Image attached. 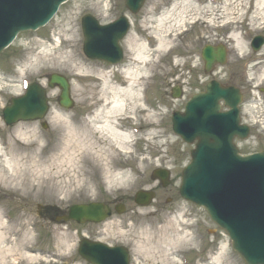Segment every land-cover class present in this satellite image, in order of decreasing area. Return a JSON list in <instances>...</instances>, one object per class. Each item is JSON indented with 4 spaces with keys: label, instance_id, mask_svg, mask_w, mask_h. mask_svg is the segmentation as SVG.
<instances>
[{
    "label": "rangeland",
    "instance_id": "rangeland-1",
    "mask_svg": "<svg viewBox=\"0 0 264 264\" xmlns=\"http://www.w3.org/2000/svg\"><path fill=\"white\" fill-rule=\"evenodd\" d=\"M222 1L147 0L134 16L126 10L124 0H68L49 24L36 31L21 32L3 51L0 55V173L2 170L7 176H0V264H60L63 260L90 264L77 252L81 238L77 229L83 227L84 232L96 231L100 239L121 240L129 245L133 264H246L232 248L228 234L212 221L207 211L180 196L182 170L192 159L190 150L194 145L185 143L171 129L172 112L183 110L200 85L198 75L202 71L197 54L202 40L222 37L223 42L229 43V64L235 67L237 75L242 74V68L247 74L246 79L242 75L248 87L242 115L252 124L253 133L249 143L241 147L247 152L264 147V85L259 83L260 75L250 79L256 65L234 48L230 38L233 25L216 27L218 23L227 24L228 19L211 22L206 14L207 8L220 7ZM186 2L189 12L182 21ZM245 6L247 11L251 9V0ZM242 12L245 15V9ZM86 13L95 15L102 23L123 13L129 15L132 27L122 41L125 50L122 63L110 65L85 56L81 18ZM203 16V20L193 24ZM247 23L237 32L246 37L249 49V42L256 34H264V29L253 32ZM161 41L169 42L167 48L159 49ZM139 44L146 45L151 57V66L146 72L141 70L137 82L141 91L138 107L144 108L146 94L149 124L140 119V125L136 122L132 130L134 125L129 126L130 120L122 121L125 128L133 131L130 152H116L108 157L110 140L92 136L87 129V120L98 109L97 96L102 91V83L91 71L104 73L117 83L123 79L122 70L134 61ZM54 58H60L59 62ZM52 72L71 79L76 111L59 105L60 89L48 86L47 76ZM25 81H38L47 88L50 110L45 117L46 129L40 125L41 120L8 126L1 116V109L10 98L24 92ZM175 86L183 87L182 98L173 97ZM71 126L78 141L71 142ZM26 146L36 150L34 162H39L29 163L26 170L24 153L19 156L15 171H6L5 158L13 156L14 149ZM72 158L77 162V172L73 171ZM157 167L171 170L167 187L151 177ZM114 170L127 171L131 176L128 183L110 185L108 178ZM25 174H29L27 185ZM139 189L155 191L150 205L142 207L134 202ZM97 197L106 202L121 198L126 210L115 213L105 224L83 227L63 223L62 219L56 221V215L53 217L51 212H40V204L56 205L63 212L73 202ZM222 245H227L226 253L215 263Z\"/></svg>",
    "mask_w": 264,
    "mask_h": 264
},
{
    "label": "water",
    "instance_id": "water-1",
    "mask_svg": "<svg viewBox=\"0 0 264 264\" xmlns=\"http://www.w3.org/2000/svg\"><path fill=\"white\" fill-rule=\"evenodd\" d=\"M63 0H0V52L14 39L16 33L36 29L45 24L57 11ZM144 0H126L127 6L137 12ZM86 37L85 51L95 58L111 62L119 61L122 50L119 40L129 29L128 19H120L108 25H100L91 15L83 18ZM255 47L263 38L255 40ZM208 63L226 61L223 46L207 48ZM61 88L59 103L66 108L73 105L69 79L62 74L49 76V85ZM175 96L181 91L174 89ZM231 109L221 112L220 101ZM241 94L233 87L220 84L209 85L207 91L195 94L186 106L185 113L176 112L174 128L187 142L196 143L192 150V162L183 171L180 192L184 198L208 209L211 217L224 228L234 241V247L248 264H264V152L243 156L233 140L235 136L246 137L247 125L240 124L238 104ZM48 109L46 91L40 84H32L27 93L12 99L4 109L6 123L20 119H35L44 116ZM154 177L167 185L169 171L155 170ZM155 193L139 191L136 202L149 204ZM124 210L123 205L116 208ZM111 214L110 207L103 203L75 205L64 219L78 222L101 221ZM100 242L85 239L80 254L94 264H128L129 258L122 248H107Z\"/></svg>",
    "mask_w": 264,
    "mask_h": 264
},
{
    "label": "bare ground",
    "instance_id": "bare-ground-1",
    "mask_svg": "<svg viewBox=\"0 0 264 264\" xmlns=\"http://www.w3.org/2000/svg\"><path fill=\"white\" fill-rule=\"evenodd\" d=\"M247 1L249 0H223L221 2L222 6L220 7L207 8L206 6V14L207 12H211V22H215L217 19L223 18L228 19V23L234 26V31H232L230 36L233 42L232 44H234V48L246 57L253 56V61H255V67L257 68V70L253 72V78L255 79L260 75L261 82L259 83L264 84V48L260 53L253 54L251 50L248 49L247 42L245 41L246 37L237 32V29L242 27V25L246 22H248L247 25L253 32H259L260 29H264V0H251L252 6L251 9H248L250 14L247 12L245 6ZM185 4L188 5V3H184L183 7L185 11L182 21H185L187 12H189L186 10ZM243 8L245 9V15H248L246 18L243 17L245 16L242 12L244 10ZM243 18H245L244 21H242ZM133 42L134 41L130 39V44H133ZM168 44V41H161L159 49L162 50L167 48ZM59 60L60 58H54L55 62H59ZM133 60L134 61L130 65L126 66L125 69L122 70L123 79L117 81V83H113L112 80L104 73L96 74L94 71H91L94 77L98 79L97 81L102 83V91H100L97 96L98 109L95 110L92 117L87 120V129L92 136L94 135L99 138H107V140H110L111 143L108 148V157H112L113 153L116 152H130L133 134L129 129L125 128L122 121L130 120L129 122L134 125L142 119L144 124H149L150 109L148 102L146 100L144 108L139 110L138 102L140 99V90L137 89L138 78H140L142 73L141 70L146 72L151 66L150 51L146 48V45H137ZM142 115H144V117ZM71 125L73 124L71 123ZM73 129L71 126V142L78 141V135ZM148 136L151 137L152 134L149 133ZM14 151L15 153H13V156L9 158L7 157L4 160L7 168L4 169L6 171H15V165H17L20 160L19 156H24V153H26L23 157L25 159V168L29 163L33 164L35 162H39H34V156L37 152L29 146H26L25 148H18L17 150L14 149ZM71 161L73 171L77 172L78 165L76 166L77 162L75 158H72ZM26 170H28V168H26ZM6 174L7 173L1 170L0 176H4ZM130 177L131 176L127 171L118 173L114 170L109 175L108 180L110 185H121L127 184ZM24 178L26 180L25 184L27 185V182L29 181V174H25ZM187 237H189V235H187ZM179 239L177 240L182 241L181 238ZM226 247L227 245H222L219 257L214 258L215 263L219 262L223 257L222 255L226 253ZM16 259L17 258H15V260ZM16 262L17 261H15V263ZM167 264L175 263L168 262Z\"/></svg>",
    "mask_w": 264,
    "mask_h": 264
},
{
    "label": "flooded vegetation",
    "instance_id": "flooded-vegetation-1",
    "mask_svg": "<svg viewBox=\"0 0 264 264\" xmlns=\"http://www.w3.org/2000/svg\"><path fill=\"white\" fill-rule=\"evenodd\" d=\"M213 43H216L215 41ZM202 67V75H198L201 77L199 80L200 83V87H198V90H203L206 83L209 80H213V79H217V80H221L224 84L226 85H237V86H241V88H244V84L241 78V75H237L236 71H235V67L232 66V64L228 62V65L219 67V66H215V69L212 73L207 74L206 70H205V63L203 61V58L201 57V65ZM248 144V141H245V145ZM244 145V146H245ZM44 210L45 212H49L51 209L50 206H44ZM54 206H52L53 208Z\"/></svg>",
    "mask_w": 264,
    "mask_h": 264
}]
</instances>
